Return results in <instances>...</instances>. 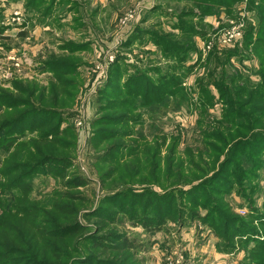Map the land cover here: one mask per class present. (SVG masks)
<instances>
[{
  "label": "trees",
  "instance_id": "16d2710c",
  "mask_svg": "<svg viewBox=\"0 0 264 264\" xmlns=\"http://www.w3.org/2000/svg\"><path fill=\"white\" fill-rule=\"evenodd\" d=\"M69 1L27 0L25 7L50 16L55 5ZM176 1L193 2L174 12L177 21L171 28L180 30L179 38L185 41H177L174 33L164 36L155 29L151 31L138 25L127 43V46L137 43L139 47L154 43L166 60H174V66H133L135 70L130 73L125 65L127 58L118 55L108 71V81L98 89L99 98H106L103 108L111 104L109 110L115 113L94 119L93 124L100 130L94 132L93 138L100 141L110 137L127 138L134 143L113 145L98 153L97 159L104 164L123 158L126 163H132L134 159L129 156L138 154L147 160L145 170L140 174L137 170L128 182L139 185V189L128 185L116 194L107 195V205L100 207L98 214L107 226L125 220L130 226L148 232L168 231L169 223L181 229L199 222L218 237L216 247L224 253L245 249L243 264H264V232L258 230L261 227L264 230V208L259 213L256 207L257 195L263 190L260 182L264 172V0L261 7L260 3L256 6L255 0H248L254 5L248 9L255 13L257 23L247 25L244 47L211 53L206 62L207 78H198L195 88L187 87L184 78L200 60L189 64L194 37H205L195 23L186 20L195 18L202 26L205 16L211 15L215 8L241 0ZM158 8L161 5L149 12H156ZM6 28L0 15V39L10 38L5 35ZM61 48L66 55L50 57L40 67L42 73L50 72L53 78L48 92L37 93V89L22 88L11 82L13 90L27 96V99H18L0 87L1 110L28 106L14 117L8 113L0 118V264H76L80 254L79 264H139L132 258L139 253L140 244L137 238L123 231L91 237L89 250L115 251L126 262H119L120 258L119 261L100 260L94 252L87 254L78 246L89 237H80L85 229L80 221L70 223L68 216L74 214L73 207L64 200L75 196L56 190L39 194L47 201L33 197L35 179L40 176L58 180L67 189L82 188L89 182L83 175L69 174L74 159L63 154L75 151V143L65 137H70L75 130L73 106L82 83L78 72L80 62L75 54L85 46L65 42ZM257 50L262 51L256 73L258 82L235 67L230 73L227 66L233 67L231 60L251 58L246 53ZM170 70H174V75ZM176 70L181 72L175 73ZM172 103L176 109L184 105L193 107L199 117L193 142L182 149L180 135L166 147L167 135L151 139L154 148L169 150L164 164L161 150L139 152L140 144L136 143L145 139L143 133L138 138L133 128L106 129L111 125H141L144 121L140 120L138 110L161 111L170 108ZM218 105L217 118L210 111ZM104 132L110 135L101 134ZM175 151H182L178 158ZM233 191L245 200V205L220 203ZM246 205L245 215L235 212L236 208L245 210Z\"/></svg>",
  "mask_w": 264,
  "mask_h": 264
},
{
  "label": "rangeland",
  "instance_id": "374dc122",
  "mask_svg": "<svg viewBox=\"0 0 264 264\" xmlns=\"http://www.w3.org/2000/svg\"><path fill=\"white\" fill-rule=\"evenodd\" d=\"M26 1L0 0L1 19L7 27L5 35H15L10 36L7 40L0 39V87L5 90V93H12L18 99H27L26 95L13 90L11 82L22 88L37 89V93L48 92L53 78L50 72L42 73L40 71L42 62L50 57L61 58L62 55H66V51L61 48L65 42L85 46L82 48L83 50L77 51L75 54L80 62L78 72L82 81L79 84L78 95L73 106L74 112H76V117L72 119L75 130L70 137H65L66 140L75 143V151H64L63 154L74 159L69 174L83 175L88 178L89 182L87 186L82 188L67 189L58 180L40 176L35 179L33 197L47 201L39 194H47L56 190L75 196V199L67 197L64 203L73 207L74 214L68 216L71 218L70 223L78 220L85 225V229L79 235L89 238L82 241L78 246L87 254L94 252V250H89L91 237L123 231L130 237L137 238V243L140 244L137 248L139 253L132 258L139 264H243L247 250L224 253V250L216 247V243L220 241L218 237L199 222H194L193 225H187L181 229H178L174 223H169L166 226L169 228L168 231L163 229L159 232H148L141 227L130 226L125 220L107 226L104 224L107 222L98 214V209L107 205L106 200L108 198L106 196L116 194L125 186L130 185L128 182L131 181L135 172L139 170V174L142 173L147 165L146 158L144 156L138 157V154L129 156L134 159L132 163H126L125 158L113 162V164L100 163L97 159L98 153L111 148L113 145L125 142L134 143L133 139L128 140L127 138L110 137L102 139V141L93 138L94 132L100 130L93 124L94 119L105 114L115 113V110H109L111 104L103 108L106 98H99L98 89L108 81V71L118 55L127 58L125 65L130 73L135 70L133 66L139 68L154 65L164 68L169 65L174 66V60L173 62L166 60L163 54L159 53L154 43H143L145 46L141 47L137 43L127 46V43L134 28L138 25L151 31L155 29L157 33L160 32L164 36L174 33L177 41H185V39L179 38L181 36L180 30L171 28L177 21L174 18V12L175 10H182L185 6H190L193 2H177L176 0H70L68 3L55 5L56 9L53 14L45 16L27 10ZM59 1L57 0V2ZM255 2L257 7H259V3L260 7L262 6V0H255ZM158 5H161L162 8H158L156 12H149ZM253 6L248 0H241L232 5L228 4L227 7L215 8L213 12H210L211 15L205 16V23L202 26L195 18L193 20H186L185 18L189 23H195L205 37L196 36L193 39L194 50L190 52L192 62L189 64H193L199 58L200 60L198 64L194 65L193 70L185 75L184 81L187 87H197V79L206 77L209 71L206 62L211 53H223L225 50L244 47L247 25L249 23L256 25L255 23H257L255 13L248 9ZM77 15L81 18L74 23L73 19ZM61 19L63 20L61 21ZM60 21L61 24H59ZM233 28L240 31V36L236 40L225 41V33ZM18 31L24 32L25 35L18 36ZM247 53L246 55L251 58H245L241 61L233 59L231 60L233 67L227 66V68L230 73L234 71L232 69L234 67L240 69L243 74L251 75L250 78L258 82L260 79L256 73L260 69L262 51L257 50L258 55ZM162 70L165 71V69ZM170 71H173L172 74L174 75V70ZM179 72L181 70H176L175 73ZM26 109L28 106L25 104L6 112L0 109V118H5L8 113L14 117ZM138 112L141 113L140 120L144 121L141 125H134L133 123L127 126L111 125L107 126L106 129L112 131L133 128L135 137L138 138L139 134L143 133L145 139L136 143V145L140 144L139 152L142 154L144 151L161 150V162L163 164L169 150L163 151V148H154L151 140L154 136L167 135L164 147L172 144L174 138L179 135L181 137V149L185 144L193 142L196 121L199 117L198 110L193 109V107L184 105L180 109H176L172 103L170 108L161 111L141 108ZM210 112L213 117L218 118L220 105ZM2 113L4 114L2 115ZM101 134L110 135L105 132ZM26 141L28 139L24 142ZM181 152L175 151V156L177 155L178 158ZM109 171L113 172L109 173ZM260 183L263 190L258 193L257 196L259 197L256 196V207H259V213L262 212L260 211L261 208H264V172L261 173ZM130 186H133L131 189H139L137 184ZM225 198V201L220 202L222 205L233 204L237 207L246 203L242 197L236 196L234 191L229 196L226 195ZM247 207L248 205H246L245 213L248 212ZM236 209V213L245 215L244 211L241 210L242 208ZM262 213H264V209ZM258 230L263 234L262 227ZM94 254L100 260L119 261L120 258V254L117 255L118 252L115 251L95 249ZM77 257L79 258H77L76 264H79L78 259H80L81 254ZM120 259L122 260V258Z\"/></svg>",
  "mask_w": 264,
  "mask_h": 264
},
{
  "label": "built area",
  "instance_id": "2783aa9c",
  "mask_svg": "<svg viewBox=\"0 0 264 264\" xmlns=\"http://www.w3.org/2000/svg\"><path fill=\"white\" fill-rule=\"evenodd\" d=\"M240 36V31L237 28H233L225 33V41H233L236 40L237 37ZM81 124V123H78ZM245 213V210H243Z\"/></svg>",
  "mask_w": 264,
  "mask_h": 264
},
{
  "label": "crops",
  "instance_id": "0c3cea01",
  "mask_svg": "<svg viewBox=\"0 0 264 264\" xmlns=\"http://www.w3.org/2000/svg\"><path fill=\"white\" fill-rule=\"evenodd\" d=\"M71 4H72V3H71ZM58 16H60V15H58ZM80 18H81V17H80ZM80 18H79V15H77L76 18L73 19L74 23H75L76 19L80 20ZM62 20H63V19H61V21H62ZM50 21H51V20H50ZM61 21H60L59 24H61ZM74 23H73V25H74ZM14 30H15V29H14ZM10 31H11V30H10ZM19 31H20V30H19ZM19 31H18V32H19ZM19 33H20V32H19ZM19 33H17L18 36H20ZM17 34H16V36H17ZM7 35H8V34H7ZM10 36L12 37V36H15V35H12V34H11ZM10 36H9V37H10Z\"/></svg>",
  "mask_w": 264,
  "mask_h": 264
}]
</instances>
